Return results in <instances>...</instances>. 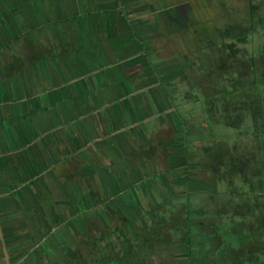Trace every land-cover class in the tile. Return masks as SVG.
<instances>
[{"label": "rangeland", "instance_id": "rangeland-1", "mask_svg": "<svg viewBox=\"0 0 264 264\" xmlns=\"http://www.w3.org/2000/svg\"><path fill=\"white\" fill-rule=\"evenodd\" d=\"M170 7L174 8L173 13L182 9L184 11L186 27L189 26V30L184 31L187 32L184 34L187 47L172 45L173 35L178 29L172 28V31H168L171 26L164 22L168 17L167 12L165 17H162L164 21L157 18L158 14ZM124 11L129 13L128 18L134 21V27L141 29L142 26L139 25L142 22L143 28L152 25L155 30L145 37L137 38V43L146 40L149 43L147 49L144 44L139 52L150 66L141 73L145 76L149 73L146 87H143L146 90L142 99L145 102V98L154 96L159 103L163 102L166 110L168 109L166 114L169 118L166 115L161 118L153 115L146 118L143 115L142 120H138L136 112L131 111L132 114L126 115L127 121L123 123L122 128H119L115 121L107 128L102 123L98 142L108 139L111 143L112 140L117 143L124 137L131 141L130 146L129 143L124 145L125 147H118L119 149H116L117 146L111 148L109 142L101 149L77 146L73 151V147H64L57 143L52 168L54 178L56 177L55 184L80 183L85 193L90 196L95 193V169L104 168L115 179L114 188L117 195L113 198L119 200L125 195L127 187L132 185L133 189L138 188L139 203L131 204L128 210L127 204L111 201L113 199L95 189L98 192L96 201L99 208L106 214L107 221H110L108 226L101 223L96 216L94 220L89 219L85 230L69 228L67 231L54 226L53 232H58L64 238L70 237L71 241L66 240L61 244V250L66 251L67 255L68 252H84V261L77 253V259L70 254L67 264H123L125 259L127 260L124 264H219L218 258L222 253H227L225 248L233 243L230 234H245L241 242L246 245L264 241L263 182L261 185L253 184L250 188L256 198L254 204L248 202L247 206H241L244 192H250L247 188L249 185L244 186L246 179L256 182L253 171L244 174L240 172V175L233 178L228 170L222 168L224 180L220 182L218 177L220 165L225 168L230 162V152L237 153L248 162H264V124L250 127L248 120V123L242 124L248 115L264 113V97L261 107L256 105L257 101L261 102V98L250 96L252 93L264 96V82L253 85V72L257 73L258 68L263 70L264 80V55H261L264 54V0H137L130 9ZM147 16L148 21L144 23L143 19ZM251 20H254L256 33H249V43L238 42L241 52L238 57H232L229 44L236 40H229L221 31L234 24L245 30L251 29ZM182 30L183 28L180 29L181 32ZM161 31L163 33L160 35ZM0 52L4 61L12 60L10 52L7 53L2 48ZM252 56H256L257 67L246 69L243 64ZM153 64H156L155 68L151 67ZM138 65L139 71L142 68L141 64ZM134 76L139 80L145 78L138 77L139 73ZM244 90L248 96L242 95ZM212 97L221 107H215L211 101ZM131 102H139L138 97L131 99ZM176 107L183 111L180 112L185 120L176 114ZM220 111L224 114L220 115ZM237 115L242 117L237 121L242 126L241 130L232 129L227 124ZM258 118L260 119V116L257 117V122ZM262 119L261 123L264 122V117ZM218 122L220 126L217 125ZM175 125H178V128ZM215 127H218L217 130H214ZM223 134L231 136L229 143L221 139L220 135ZM198 136L207 140L191 141ZM186 141H190V144ZM238 142L242 146L236 145ZM210 145H213L212 152L209 150ZM154 147L156 148L152 152ZM221 148L223 151L219 150ZM186 149L189 152L187 155ZM80 151L82 154L88 153L80 156ZM253 151L257 152L255 157ZM95 155L101 160L100 163L94 158ZM118 158L128 160L127 165L131 167L126 170V177L114 167ZM49 174L46 173L47 177ZM63 178L65 179L62 181ZM234 179L236 182L233 183ZM141 187H144V191H140ZM48 188L51 189L52 186ZM53 188L49 199L57 192L55 185ZM224 188L234 191L233 195L215 194ZM4 198L6 207L15 204L14 198L18 200V197ZM8 198L13 200H7ZM65 198L68 199V204L78 200L75 194L69 198L65 191H59L58 196L53 198L52 208H65L68 212L69 206H65ZM189 198H192L191 238H188L186 233L189 216L186 200ZM5 218L8 223H13L15 215L11 212ZM0 220L4 222L1 216ZM18 227L17 224L6 226L4 229L0 227V264H48L45 255L47 252L51 255L50 251L54 250V235L37 242L39 237L35 234L31 235V238L27 237L26 228ZM7 230L17 233V240L20 241H9L5 235ZM215 232H220L222 237H216ZM84 233L87 236L83 241L81 235ZM256 235L260 237L256 239ZM87 242L89 243L86 244ZM116 243L118 244L115 245ZM120 243L125 246H120ZM239 245L241 246V243ZM252 245L250 244V247H253ZM248 247L244 249L247 251ZM257 251L249 248L247 253L239 255V260L245 259L241 264H261L264 261V252L257 254ZM37 252L40 253L39 258L36 256ZM108 256L111 258H106ZM231 259V262L236 260Z\"/></svg>", "mask_w": 264, "mask_h": 264}, {"label": "crops", "instance_id": "crops-1", "mask_svg": "<svg viewBox=\"0 0 264 264\" xmlns=\"http://www.w3.org/2000/svg\"><path fill=\"white\" fill-rule=\"evenodd\" d=\"M136 1L0 0V49L12 54L10 61L0 56V216L4 221L0 220V227L17 224L21 229L26 228L27 237L33 234L39 237L37 242L54 235L53 243L58 246L53 245L51 255L48 252L45 255L48 264H67L70 254L76 259L77 256L82 261L85 259L84 252L76 251V256L61 250V244L71 239L53 232L54 226L67 231L81 228V231L96 216L108 226L110 221L96 201L97 191L111 201L127 204L126 209L139 203L138 188L133 189L132 185L119 200L114 199L115 179L104 168L95 169V193L90 196L80 183L55 184L52 168L57 143L73 147V151L77 146L101 149L110 142L108 139L97 141L102 123L107 128L115 121L122 128L131 111L136 112L138 120L143 115L169 118L163 102L159 103L154 96L145 98V102L142 99L149 73L146 76L141 73L149 64L139 52L144 44L147 49L149 43L147 40L137 43V38L155 30L152 25L143 28L142 22L141 29L134 27V21L129 20V13L124 10ZM173 9L168 8L157 18L160 21L167 12V20H161L171 26H167L168 31L175 28L178 29L175 33H179L181 28L185 30L186 23ZM144 18L145 23L148 16ZM138 64H141L140 72ZM133 71H138L139 76ZM135 74L145 78L136 79ZM134 97L139 99L136 104L131 102ZM126 139L120 138L121 143L112 140L109 146H117L116 149L129 143L130 146L131 141ZM80 153L81 156L88 152ZM94 158L101 162L98 156ZM127 162L118 158L114 165L125 177L126 170L131 168ZM117 170L113 171L117 173ZM253 173L257 180L258 172ZM54 185L58 193L53 198L59 191H65L69 198L77 196L75 203L68 204V199H64L68 212L65 208H52L54 200L49 195ZM6 196L18 197V200L7 199L17 205L6 207ZM11 212L15 218L13 223H8L5 217ZM5 235L13 243L20 241L17 233L7 230ZM86 236L81 235V240ZM39 255L37 252L38 258Z\"/></svg>", "mask_w": 264, "mask_h": 264}, {"label": "trees", "instance_id": "trees-1", "mask_svg": "<svg viewBox=\"0 0 264 264\" xmlns=\"http://www.w3.org/2000/svg\"><path fill=\"white\" fill-rule=\"evenodd\" d=\"M251 25H252V27H251V29H243V28H241V26L240 25H238V24H234V25H230V26H228V27H226L225 28V30H223V31H221V34H223V36H227V38H229V40H236V41H234V42H232V43H230L229 44V48H230V50H231V52H232V57H238L239 56V52H241V49L238 47V42L239 43H244V44H247V43H249L250 42V40H249V38H250V36H249V33H256V29H255V25H254V20H251ZM240 26V27H239ZM251 39H252V37H251ZM224 42V41H223ZM254 52H256V51H254ZM261 55H264L263 53H261ZM231 59V58H230ZM229 59V60H230ZM261 61V60H260ZM222 62H225V61H222ZM236 63H238L239 64V62H237L236 61ZM257 63H258V61L256 60V56H252L251 57V59H247V61H245L244 62V64H243V66H246L245 68L246 69H248V67H250V69H253L254 67H257ZM259 71V72H258ZM258 71H257V73L256 72H253V77H254V79H253V85H255V84H260V83H262V82H264V80L262 79V75H263V70L261 69V71H260V69L258 68ZM246 74H248V73H246ZM245 76H247V75H245ZM259 77V78H258ZM257 78H258V80H257ZM228 91V90H227ZM237 92V91H236ZM230 95H232L231 93H230ZM242 95L244 96V95H246V96H248L247 94H246V91L244 90L243 92H242ZM250 95V94H249ZM250 96H256V97H259V98H261V102H259L258 103V101H257V104L256 105H259V106H261L262 107V98L264 97L263 95H261L260 93H259V95L258 94H255V93H252ZM213 98L214 97H212L211 98V101L213 102V104L215 105V107H221V105H220V103H217V102H215L214 100H213ZM211 102V103H212ZM176 105V104H175ZM191 106H192V108L194 107V103H192L191 104ZM186 108V107H185ZM180 109V108H179ZM189 109V108H188ZM180 111H181V109H180ZM179 110H178V113H179V116H181V117H183V118H181V119H183V120H185V117H184V115L182 114L183 113V111H181L180 112ZM205 110H203V112H204ZM220 113V115H223L224 113L223 112H219ZM257 114V113H256ZM255 113H253V115H248V117H246V119L243 121V125H244V123H248L247 122V120L248 121H251V122H253V126L255 127V125H259L260 124V126H261V124H264V122L263 123H261V121H260V119H262L263 117H264V113L263 112H259L258 113V115H256ZM258 116H260V119L258 118V122H257V117ZM242 117L241 116H236V117H234L233 118V120H232V122L231 123H229V122H227V124H229L230 126H231V128L232 129H235V130H237V129H239V130H241V124L240 123H238L237 121H239L240 119H241ZM236 119V120H235ZM263 120V119H262ZM246 121V122H245ZM208 121L206 120V123H207ZM217 125H219L220 126V124H219V122L217 123ZM259 127V126H258ZM217 128L218 127H215L214 128V130L216 129L217 130ZM220 136H222V138L221 139H223V140H225V141H227L228 142V139L231 137V136H229L228 134L227 135H225V134H223V135H220ZM192 140H194L195 142H203V141H205V140H207L205 137H202V136H198V137H194L193 139H191V141ZM187 143H189L190 144V141L188 142V141H186ZM229 143V142H228ZM235 144V143H234ZM216 145V144H215ZM237 145V144H236ZM155 148L156 147H154V149L152 148V152H153V150H155ZM209 150H211V152L214 150L213 149V145H210L209 146ZM235 150V149H234ZM185 152H186V155L189 153L188 152V150L186 149L185 150ZM152 154V153H151ZM234 155H236L235 154V152H233L232 153V158H231V163H230V170H229V172H230V174L231 175H233V178L237 175V169H239V167H238V165L236 164L237 163V160H236V158H235V156ZM245 161H247V160H245ZM245 161H243L242 162V164L245 162ZM245 166H247L246 164H244V166L243 167H241V170H240V172L242 173V174H244V172H245ZM220 169V171H219V175L220 176H218L219 177V179H220V182H222L223 180H224V174L222 173V167H220L219 168ZM234 182H236L235 181V179L233 180V183ZM256 185L257 183L255 182V181H253V180H249L248 178L246 179V181H245V184H244V186H248L247 188L249 189H247L248 191H250V192H248V193H246V192H244V194H243V197H246L245 199L247 200V201H249L251 204H254V202H255V200H256V198L254 197V193H253V195H252V192H253V190L252 189H250L251 187H252V185ZM225 186V185H224ZM226 187V186H225ZM256 186H254V188H255ZM224 190H225V188H224ZM224 190H222V191H216V195L217 196H227V195H233V192L234 191H231L230 189H228V190H226V191H224ZM255 190H256V188H255ZM214 196L215 195H213V200H214ZM191 199L192 198H189L188 200H186L187 201V203H186V206H187V208H186V210L188 211V213H189V216H188V218H187V222H186V233H187V237L188 238H191L192 236L191 235H193V233H191L192 231H191V226H190V219H191ZM212 200V201H213ZM237 218L239 217L238 215L236 216ZM189 222V223H188ZM218 226V225H217ZM229 233H232V232H229ZM240 233H234L233 235H231L230 234V240H231V242H233L232 244H231V246L229 247H226L225 248V250H227V253H222V255L218 258V259H220V262H219V264H228V263H230V264H241L242 263V261H244L245 259H241V260H239V255H241V254H245V252L247 253V251H248V249L250 248L251 250H258L257 252H255V253H257V254H262L263 252H264V241L263 242H260V241H257V242H255L254 244L253 243H250L253 247H250V244L249 245H246V243H242L241 241L242 240H244V238H245V234H241V235H239ZM214 235L216 236V237H218V238H221L222 237V235L220 234V232H215L214 233ZM227 236V235H226ZM126 237H127V234H126ZM258 237H260V236H255V238L257 239ZM262 237H264V236H262ZM125 238V237H124ZM260 239H262V238H260ZM126 240V239H125ZM120 241H122V240H120ZM126 242V241H125ZM244 242V241H243ZM89 242H87L86 244H88ZM124 243V242H123ZM239 243H241V246L239 245ZM118 243H116L115 245H117ZM122 243H120V246H122L121 245ZM124 246H125V244H124ZM124 246H122V247H124ZM249 246V247H248ZM260 248V249H258V247ZM241 247V248H240ZM244 247H248L247 248V251H246V249H244ZM245 250V251H244ZM106 258H111V257H106ZM231 258H235L236 260L235 261H233V262H231L232 261V259ZM227 260V263H225V261ZM257 260H259L258 258H257ZM200 261H202V259L200 260ZM251 262L253 261V260H250ZM249 261V262H250ZM213 264H218V263H215V262H213ZM261 264H264V261L263 262H261Z\"/></svg>", "mask_w": 264, "mask_h": 264}, {"label": "flooded vegetation", "instance_id": "flooded-vegetation-1", "mask_svg": "<svg viewBox=\"0 0 264 264\" xmlns=\"http://www.w3.org/2000/svg\"><path fill=\"white\" fill-rule=\"evenodd\" d=\"M190 8H192L191 6H190ZM183 13H184V11H183V9L179 12V14L183 17V19H185V16L183 15ZM186 22V21H185ZM191 21H190V26H191ZM189 27V26H188ZM188 27H186L185 28V30H183L182 32H179V33H176L175 35H173V38H172V41H173V44L172 45H174V46H178V47H187V39L185 38V36H184V34H187V32L186 33H184V31H187V30H189V28ZM182 33V34H181ZM189 38H191L190 37V35H189ZM192 39V38H191ZM192 44H193V40H192ZM150 67V66H149ZM151 67H153V68H155L156 67V64H153V66H151ZM157 94L159 95L160 93L159 92H157ZM169 94H172V93H169ZM176 110H177V112H176V114L177 115H179V113H178V110L180 111V109L179 108H177L176 107ZM181 119V118H180ZM249 126L250 127H253V122H249ZM175 127L176 128H178V125H175ZM236 144H239V142L238 143H236ZM240 145V144H239ZM238 145V146H239ZM220 151H223V149L221 148V149H219ZM231 154H230V160H231V158H232V152H230ZM257 154V152H255V151H253V156L255 157V155ZM235 156V158H236V160H237V165H238V167H239V169L241 170V164H242V162L243 161H245V158L244 157H239L238 156V154L236 153V155H234ZM122 159V158H121ZM126 161H128V160H126ZM230 163H231V161L229 162V164L228 165H226L225 166V168L224 167H222L223 165H220L223 169H226V170H230ZM244 164H246V165H248V166H245L246 168H245V170H247V169H249V171H256V172H258V174H257V180H256V183L257 184H259V185H261V183L263 182V185H264V162H261V161H259V162H257L256 160H254V161H250V162H248V160L247 161H245L242 165L244 166ZM239 169H237V175H240V170ZM226 190H228V188H225V190L224 191H226ZM261 190V189H260ZM219 191H222V190H219ZM260 192H262V190L260 191ZM247 203H248V201L245 199V198H242V201H241V203H240V205L241 206H245V204H246V206H247ZM127 257V256H126Z\"/></svg>", "mask_w": 264, "mask_h": 264}]
</instances>
